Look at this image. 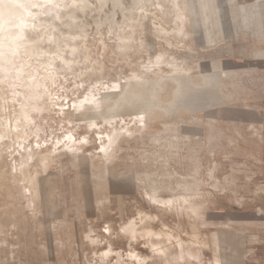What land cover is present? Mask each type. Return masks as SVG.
<instances>
[{
    "label": "rangeland",
    "instance_id": "obj_1",
    "mask_svg": "<svg viewBox=\"0 0 264 264\" xmlns=\"http://www.w3.org/2000/svg\"><path fill=\"white\" fill-rule=\"evenodd\" d=\"M0 4V264H264V0Z\"/></svg>",
    "mask_w": 264,
    "mask_h": 264
},
{
    "label": "bare ground",
    "instance_id": "obj_2",
    "mask_svg": "<svg viewBox=\"0 0 264 264\" xmlns=\"http://www.w3.org/2000/svg\"><path fill=\"white\" fill-rule=\"evenodd\" d=\"M16 1H17V0H16ZM18 1H19V0H18ZM21 1H22V0H21ZM6 2H7V1H6ZM9 2H11V1H9ZM1 3H2V2H1ZM4 4H5V3H4ZM10 4H11V3H10ZM0 5H1V4H0ZM2 18H4V17H2ZM2 18H1V20H2ZM206 21H207V20H206ZM179 67H180V66H179ZM182 72H184V71H182ZM187 74H188V73H187ZM173 78H174V80H175V79H177L178 77L175 76V77H173ZM141 83H142V82H141ZM146 98H148V97H146ZM142 100H144V99H142ZM152 104H153V103H152ZM145 110H146V108L141 107V108L138 109V113H139V114H141V113L143 114V113L145 112ZM168 143H169V142H168ZM168 150H169V149H168ZM195 183H196V182H195ZM177 203H178V202H177ZM151 226H152V225H151ZM146 231H147V230H146ZM149 233H150V232H149ZM165 233H166V232H165ZM198 233H199V232H198ZM148 236H149V235L147 234V237H148ZM171 238H172V237H171ZM179 238H180V237H179ZM179 238H178V239H179ZM180 239L182 240V238H180ZM93 240H94V239H93ZM162 240H163V238H162ZM172 240H173V239H172ZM174 240H175V239H174ZM166 241H167V240H166ZM176 241H177V240H176ZM167 242H168V241H167ZM173 242H174V241H173ZM178 242H179V241H178ZM195 242H196V241H195ZM200 242H201V241H200ZM179 243H180V242H179ZM150 244H151V243H150ZM150 244H149V245H150ZM165 244H167V243H165ZM165 244H164V245H165ZM170 244H171V243H170ZM201 244H202V243H201ZM204 244H205V243H204ZM156 245H157V244H156ZM189 245H190V247L193 246V244H192V246H191V244H189ZM189 245H188V246H189ZM60 246H61V245H60ZM152 246H153V245H152ZM160 246H161V245H160ZM178 246H179V244H178ZM188 246H187V247H188ZM197 246H198V245H197ZM155 247H156V246H155ZM164 247H167V246L165 245ZM188 248H189V247H188ZM154 249H155V248H154ZM156 249H157V248H156ZM156 249H155V250H156ZM178 249H179V248H178ZM192 249H193V248H192ZM152 250H153V249H152ZM156 251H157V250H156ZM159 251H161V250L159 249ZM161 252H162V251H161ZM165 253H166V252H165ZM106 254H107V253H106ZM168 254H169V253H168ZM119 255H120V254H119ZM140 255H141V254H140ZM166 255H167V254H166ZM166 255H165V256H166ZM137 256H138V255H137ZM174 256H175V255H174ZM145 257H147V256L145 255ZM148 257H149V256H148ZM164 258H165V257H164ZM167 258H168V257H167ZM168 259H169V258H168ZM160 260H161V259H160ZM175 260H176V259H175ZM163 261H164V259H163ZM226 261H227V260H226ZM227 262H228V261H227ZM172 263H173V262H172ZM214 264H215V262H214ZM216 264H222V260L220 259L219 261H217Z\"/></svg>",
    "mask_w": 264,
    "mask_h": 264
}]
</instances>
